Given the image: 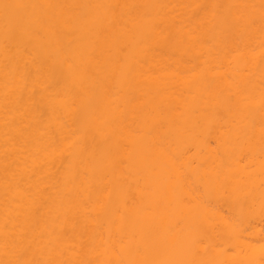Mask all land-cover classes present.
I'll use <instances>...</instances> for the list:
<instances>
[{
  "label": "bare ground",
  "instance_id": "1",
  "mask_svg": "<svg viewBox=\"0 0 264 264\" xmlns=\"http://www.w3.org/2000/svg\"><path fill=\"white\" fill-rule=\"evenodd\" d=\"M0 264H264V0H0Z\"/></svg>",
  "mask_w": 264,
  "mask_h": 264
}]
</instances>
